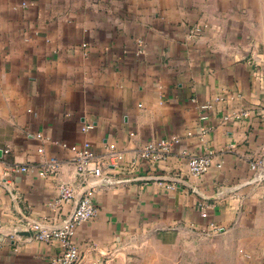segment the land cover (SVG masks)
<instances>
[{
  "label": "crops",
  "instance_id": "0c3cea01",
  "mask_svg": "<svg viewBox=\"0 0 264 264\" xmlns=\"http://www.w3.org/2000/svg\"><path fill=\"white\" fill-rule=\"evenodd\" d=\"M160 138L168 156L146 155ZM87 141L122 155L112 184L80 175L69 145ZM186 151L210 154L208 172ZM257 159L264 0H0V264H56L60 243L31 224L60 225L90 184L88 264H264Z\"/></svg>",
  "mask_w": 264,
  "mask_h": 264
},
{
  "label": "built area",
  "instance_id": "2783aa9c",
  "mask_svg": "<svg viewBox=\"0 0 264 264\" xmlns=\"http://www.w3.org/2000/svg\"><path fill=\"white\" fill-rule=\"evenodd\" d=\"M249 114V112H245ZM66 145V144H64ZM69 147L76 152L77 167L80 175L86 177L93 175L99 177L98 185H110L113 183L110 176L105 172V167L112 163V159L117 157L122 158L121 154L108 152L109 160H103L104 157L97 154L90 142H85L82 147L75 144ZM171 150V142L166 138H160L155 142H149L145 148V154L149 155L150 151H157L154 157L157 159L166 158ZM187 158L188 171L196 177L203 176L212 166L211 155L208 153H193L185 152ZM114 163V161H113ZM250 168L255 172L253 181L264 180V159L253 160L250 163ZM22 170H27V166H22ZM56 166L50 171H55ZM42 171L41 174H45ZM88 184H90L88 182ZM90 184V189L85 190L79 197L73 212L62 220L60 225H48L41 221H35L31 224L33 235L45 242L57 241L62 248L61 253L54 259L56 264H88L85 262L78 243L75 240V235L78 227L89 220L96 218L99 215L100 208L94 199L95 186ZM173 187V186H172ZM58 200L62 202L74 201L77 197L76 190L69 183H61L58 187ZM96 264V263H90Z\"/></svg>",
  "mask_w": 264,
  "mask_h": 264
},
{
  "label": "water",
  "instance_id": "95a60500",
  "mask_svg": "<svg viewBox=\"0 0 264 264\" xmlns=\"http://www.w3.org/2000/svg\"><path fill=\"white\" fill-rule=\"evenodd\" d=\"M22 234H26V235H30L31 232L30 231H25V232H21Z\"/></svg>",
  "mask_w": 264,
  "mask_h": 264
}]
</instances>
